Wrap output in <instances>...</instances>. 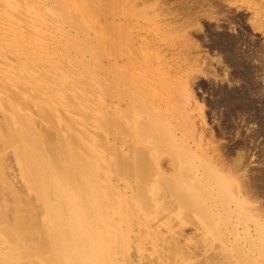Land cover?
Returning <instances> with one entry per match:
<instances>
[{
	"label": "bare ground",
	"instance_id": "bare-ground-1",
	"mask_svg": "<svg viewBox=\"0 0 264 264\" xmlns=\"http://www.w3.org/2000/svg\"><path fill=\"white\" fill-rule=\"evenodd\" d=\"M174 30L153 0H0V264H264Z\"/></svg>",
	"mask_w": 264,
	"mask_h": 264
},
{
	"label": "rangeland",
	"instance_id": "rangeland-1",
	"mask_svg": "<svg viewBox=\"0 0 264 264\" xmlns=\"http://www.w3.org/2000/svg\"><path fill=\"white\" fill-rule=\"evenodd\" d=\"M153 1L189 61L201 146L234 193L264 214V0Z\"/></svg>",
	"mask_w": 264,
	"mask_h": 264
}]
</instances>
